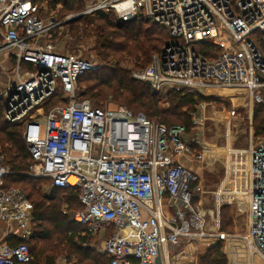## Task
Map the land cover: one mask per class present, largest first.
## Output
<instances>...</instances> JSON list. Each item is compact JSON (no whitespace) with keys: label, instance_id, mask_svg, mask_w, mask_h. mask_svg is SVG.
I'll return each instance as SVG.
<instances>
[{"label":"built area","instance_id":"obj_1","mask_svg":"<svg viewBox=\"0 0 264 264\" xmlns=\"http://www.w3.org/2000/svg\"><path fill=\"white\" fill-rule=\"evenodd\" d=\"M66 1L84 5L68 20L111 14L120 25L147 21L168 32L162 52L132 75L153 94L245 92L251 122L255 107H264V0H58ZM43 8L39 0H0V66L10 65L0 101L7 122L24 124L29 176L78 191L83 209L63 213L102 238L98 251L109 264H156L159 257L168 264L170 249L187 254L198 244L225 243L233 254L230 241L243 243L246 264H264V140L250 142L248 184L240 195L248 204V231L238 242L204 211L199 171L211 164L205 152L212 150L199 133L206 105L192 113L189 133L127 107L99 108L81 99L79 79L101 64L59 51L55 20ZM202 44L216 49L213 58L201 55ZM59 95L61 104L47 109ZM228 115L237 119L239 108ZM11 174L0 158V227L14 225L9 235L20 241L0 242V264H30L33 207L20 189L6 186ZM233 185L224 183V200L232 199Z\"/></svg>","mask_w":264,"mask_h":264},{"label":"trees","instance_id":"obj_2","mask_svg":"<svg viewBox=\"0 0 264 264\" xmlns=\"http://www.w3.org/2000/svg\"><path fill=\"white\" fill-rule=\"evenodd\" d=\"M54 3L58 0H39ZM59 3V2H58ZM55 4V3H54ZM66 12L76 11L80 13L84 9L80 1H66L62 3ZM96 20L99 22L90 32H93L98 41L97 55L102 61L101 68L91 72L78 81L89 77L96 79L98 84L106 87L116 96L119 102L131 105L138 104L145 110V116L156 123L166 127L184 126L190 133L193 127L192 113L197 106L203 102L213 103L216 99L204 97L197 93L183 91H171L167 95L169 107L162 109L159 104L161 98L153 94L149 85L133 79L131 71L124 65H134L138 69H144L151 64L155 54L162 52L169 43L168 32L153 23L147 21H134L128 24H117L111 14H98ZM82 18V17H80ZM87 18V17H86ZM82 20H87L83 19ZM87 30L93 25V21H84ZM75 24L74 21L69 25ZM199 52L203 57L210 59L216 54V49L210 44H202ZM47 107H53L56 99ZM85 99V95H80ZM104 98V94L96 97ZM255 118L259 124L256 126V136H264V107L257 106ZM24 124H12L7 122L4 111L0 109V158L12 172L6 179L7 187L23 186V193L33 207L34 233L27 243L30 248L33 261L30 264H42L43 256L47 254L50 264L57 260L74 259L79 264H109L105 256H100L93 249L92 243L96 236L88 233L87 228L81 226L63 212L67 210L74 213L83 209L79 202V193L76 189H59L51 186L48 179H38L29 176L30 167L33 163L27 145L23 138ZM49 183V190L45 191L44 186ZM19 189V188H18ZM228 218L223 213L221 230L231 225L225 222ZM225 223V226L223 224ZM230 233V232H229ZM55 235L58 237L54 240ZM16 241L12 245H18ZM30 243V244H29ZM61 257V258H60ZM201 264H227L223 253L222 243L211 247L205 256L201 258Z\"/></svg>","mask_w":264,"mask_h":264},{"label":"rangeland","instance_id":"obj_3","mask_svg":"<svg viewBox=\"0 0 264 264\" xmlns=\"http://www.w3.org/2000/svg\"><path fill=\"white\" fill-rule=\"evenodd\" d=\"M54 3L46 1L44 3L43 13L47 15V19L55 20L56 28L52 33V41L56 44L57 49L64 53L82 56L94 62L100 61L102 63L97 55L98 41L94 33L90 32L99 23L96 17L82 16L83 19L94 22L93 25L88 26L89 30L86 29L87 26L84 23L87 20H82V18L74 21L75 24L69 25L71 20L68 19L70 16L74 17L78 13L76 11L66 12L58 2L56 4L54 1ZM121 67L127 68L131 71L132 75L133 72L143 70L134 67V65L121 64ZM7 76V69L4 66H0V92L6 86ZM100 92L104 94V98L102 99L96 98ZM168 93L170 91H165L159 95L157 94L158 98L162 99L159 104L162 109L169 107L167 101ZM212 93L214 96L211 97L216 99L215 102L200 103L206 105L205 109L204 107L202 108L206 122L199 129V133L205 141L206 146L212 149L205 156V159L211 164L206 165L199 171L201 176L200 182L203 187V206L204 211L210 216L209 219L211 221L213 218L219 220L220 227L222 226L223 213L228 216L225 222L228 223L230 221L231 225H226L224 231H227L226 234L229 236H239L238 242H241L240 239L245 237L248 231V204H246V201H240V195L243 194V190L248 184L247 172L250 142L253 140L254 142L263 141L264 136L258 137L255 134L256 125L260 122L255 118L256 107L253 110L254 115L251 122V109L245 92L237 95L236 91L215 90ZM78 94L85 95V99L89 100L95 107L114 109L123 106L135 113H145V110L141 109L138 104L128 105L119 102L120 100L114 94L106 87H102L96 79L91 77L88 79L84 78L80 81L78 84ZM229 97H237L238 100L233 103ZM60 100L61 98L56 99L53 107L59 106L61 104ZM233 108H239L237 119L229 118L228 112L232 111ZM0 109L4 111L2 101H0ZM193 133H196V130ZM229 180H232L234 183L232 191L233 197H231V200H224L222 198V187ZM17 186L19 189H23V186L19 184ZM49 189V183H46L44 190L48 191ZM239 203L242 204V208L239 206ZM223 224L225 226L224 222ZM57 237L55 235L54 240ZM102 244V238L99 236H96L92 243L93 249L100 255L98 257L101 260L102 255L98 250L102 247ZM224 244L222 243L223 253L227 259V264H246L248 262L245 258L243 259L246 256L241 254L242 246H244L243 243L240 244L232 241L228 243L231 251L234 252L233 254L229 253L228 249H225L226 244ZM194 247L192 252L187 254L180 253L183 250L182 247L180 249H170L168 264H201V258L213 247V244H198ZM229 256H231V259ZM47 257V254L43 256L42 264H50ZM59 260H64L66 263L79 264L74 259L69 261L61 258ZM254 264H262V262L255 261Z\"/></svg>","mask_w":264,"mask_h":264},{"label":"crops","instance_id":"obj_4","mask_svg":"<svg viewBox=\"0 0 264 264\" xmlns=\"http://www.w3.org/2000/svg\"><path fill=\"white\" fill-rule=\"evenodd\" d=\"M4 67L9 70L10 69V65L4 63ZM226 112V111H225ZM16 229V227L14 225H11L10 227L8 226H1L0 227V242H8L10 244H14L17 240L14 238H11L9 233H11L12 231H14ZM55 264H67L66 261L64 260H57Z\"/></svg>","mask_w":264,"mask_h":264},{"label":"water","instance_id":"obj_5","mask_svg":"<svg viewBox=\"0 0 264 264\" xmlns=\"http://www.w3.org/2000/svg\"><path fill=\"white\" fill-rule=\"evenodd\" d=\"M80 18V16L79 17H76V18H74V19H72L70 22H73V21H76V20H78ZM217 245V244H216ZM215 246V245H214ZM156 264H164L163 263V261H162V259H161V257H159L157 260H156Z\"/></svg>","mask_w":264,"mask_h":264},{"label":"bare ground","instance_id":"obj_6","mask_svg":"<svg viewBox=\"0 0 264 264\" xmlns=\"http://www.w3.org/2000/svg\"><path fill=\"white\" fill-rule=\"evenodd\" d=\"M210 153V150H207L206 152H205V156L207 155V154H209ZM71 183H74V180L72 179L71 180Z\"/></svg>","mask_w":264,"mask_h":264}]
</instances>
